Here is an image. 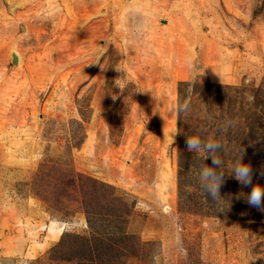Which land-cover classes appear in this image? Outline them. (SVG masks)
Segmentation results:
<instances>
[{
	"label": "rangeland",
	"instance_id": "obj_1",
	"mask_svg": "<svg viewBox=\"0 0 264 264\" xmlns=\"http://www.w3.org/2000/svg\"><path fill=\"white\" fill-rule=\"evenodd\" d=\"M242 150L264 185V3L0 0V264H264Z\"/></svg>",
	"mask_w": 264,
	"mask_h": 264
},
{
	"label": "clouds",
	"instance_id": "obj_2",
	"mask_svg": "<svg viewBox=\"0 0 264 264\" xmlns=\"http://www.w3.org/2000/svg\"><path fill=\"white\" fill-rule=\"evenodd\" d=\"M264 3V0H259ZM191 57L186 55V63H190ZM189 108L188 103H181L179 100L175 105V111L179 114ZM178 132V129L170 134L173 140V135ZM186 146L189 151L199 154L203 159L208 157L212 160V166L203 165L199 168V179L203 190L209 193L214 199L219 197V189L223 183L225 172L222 167V160L217 155L221 149V142L215 138L202 139L199 134L192 135L186 138ZM264 176V170L259 173ZM229 175L239 181L242 185H251V191L247 194V201L250 205L264 210V185L253 183V169L248 163L243 162V150L233 163Z\"/></svg>",
	"mask_w": 264,
	"mask_h": 264
},
{
	"label": "water",
	"instance_id": "obj_3",
	"mask_svg": "<svg viewBox=\"0 0 264 264\" xmlns=\"http://www.w3.org/2000/svg\"><path fill=\"white\" fill-rule=\"evenodd\" d=\"M11 62L14 65L18 64V56L16 54H14V53L11 55Z\"/></svg>",
	"mask_w": 264,
	"mask_h": 264
},
{
	"label": "trees",
	"instance_id": "obj_4",
	"mask_svg": "<svg viewBox=\"0 0 264 264\" xmlns=\"http://www.w3.org/2000/svg\"><path fill=\"white\" fill-rule=\"evenodd\" d=\"M199 160V159H198ZM210 166H212V165H210ZM225 166V165H224ZM224 166H223V169H224ZM187 179V178H186ZM229 182H231V181H229ZM224 183H222L221 184V186H220V188L222 187V185H223ZM197 185V184H196ZM197 188H199V187H197ZM190 199V198H189Z\"/></svg>",
	"mask_w": 264,
	"mask_h": 264
},
{
	"label": "bare ground",
	"instance_id": "obj_5",
	"mask_svg": "<svg viewBox=\"0 0 264 264\" xmlns=\"http://www.w3.org/2000/svg\"><path fill=\"white\" fill-rule=\"evenodd\" d=\"M51 233V232H50Z\"/></svg>",
	"mask_w": 264,
	"mask_h": 264
}]
</instances>
